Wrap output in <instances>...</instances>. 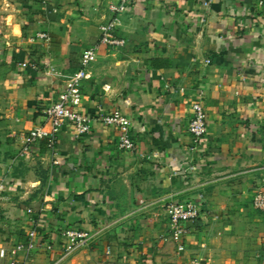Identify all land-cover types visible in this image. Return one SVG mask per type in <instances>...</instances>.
I'll return each instance as SVG.
<instances>
[{
	"label": "crops",
	"instance_id": "obj_1",
	"mask_svg": "<svg viewBox=\"0 0 264 264\" xmlns=\"http://www.w3.org/2000/svg\"><path fill=\"white\" fill-rule=\"evenodd\" d=\"M258 1L136 0L115 31L124 45L109 47L99 42L108 0H0V248L26 242L31 208L43 240L17 264H264V219L252 206L264 180ZM90 48V132L67 123L56 152L46 141L24 151ZM196 103L207 115L202 144L188 131ZM115 110L131 121L133 151L99 120ZM184 200L200 217L179 251L166 205ZM67 228L91 231V245L65 256Z\"/></svg>",
	"mask_w": 264,
	"mask_h": 264
},
{
	"label": "built area",
	"instance_id": "obj_2",
	"mask_svg": "<svg viewBox=\"0 0 264 264\" xmlns=\"http://www.w3.org/2000/svg\"><path fill=\"white\" fill-rule=\"evenodd\" d=\"M136 0H108V10L112 18L100 26V44L109 47H121L124 41L118 38L115 31L118 26L119 16L124 13ZM260 7L264 6V0H259ZM38 37L48 41L46 34ZM96 59V48H90L84 52L81 59V67L71 76L67 87L59 95V99L45 111V124L38 125L28 132L27 146L24 151L39 141H46L48 148L56 152L58 134L64 124H71L76 135L82 136L90 132V118L83 111L82 84L88 77V68ZM23 66H26L24 64ZM193 115L189 123L188 131L195 144H202L208 131L207 115L201 103L192 107ZM100 122L108 127H114L119 132L118 148L122 151H133L135 143L131 136V121L121 111L101 112ZM56 154V153H55ZM57 155V154H56ZM1 190V189H0ZM252 206L255 210L264 212V180L261 188L252 198ZM31 216L30 229L25 243H18L11 248H0V259H9V264H17L20 253H29L39 247L43 236L36 228V222L32 217L33 210L28 209ZM169 218V237L178 243V250L183 251L182 240L188 233V224H192L200 217L199 206L190 200L169 202L166 205ZM93 241L91 231L76 228H67L60 232L59 243L65 256H70L80 248H87ZM44 249L53 250L51 242H43Z\"/></svg>",
	"mask_w": 264,
	"mask_h": 264
},
{
	"label": "rangeland",
	"instance_id": "obj_3",
	"mask_svg": "<svg viewBox=\"0 0 264 264\" xmlns=\"http://www.w3.org/2000/svg\"><path fill=\"white\" fill-rule=\"evenodd\" d=\"M253 198V197H252ZM249 203H251V200L249 201V202H247V204H249ZM248 206V205H247ZM255 210V209H254ZM255 211H258V210H255ZM259 212H261V211H259ZM262 214H261V217L264 219V212H261Z\"/></svg>",
	"mask_w": 264,
	"mask_h": 264
}]
</instances>
